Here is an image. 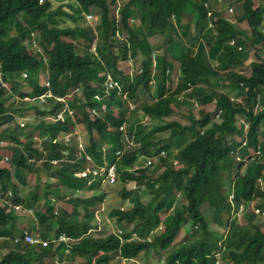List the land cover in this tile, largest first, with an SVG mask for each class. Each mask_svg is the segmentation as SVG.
Instances as JSON below:
<instances>
[{"label":"trees","instance_id":"obj_1","mask_svg":"<svg viewBox=\"0 0 264 264\" xmlns=\"http://www.w3.org/2000/svg\"><path fill=\"white\" fill-rule=\"evenodd\" d=\"M234 2L242 7L235 21L216 9V0H121L118 6L116 0H0V248L6 250L0 264H45L44 257L53 252L61 257L65 249L57 241L40 248L16 241L10 230L16 215L5 211L9 203L33 208L45 237L51 231L48 218L56 222L54 235L81 237L93 216L88 202L95 204L102 197L68 198L70 213L84 203V219L78 222L69 219L66 211L60 217L50 195L64 198L65 189H95L98 180H90L89 185L86 181L101 178L108 164L115 165L117 179H133L138 184L123 190L125 198L135 194L141 183L145 189L139 192L146 190L150 196L141 202L135 194L130 208L109 212L120 226L136 220L131 230L140 240L120 245L113 233L98 239L82 237L71 246L72 255L85 257L87 264H106L108 252L118 246L128 257L159 247L168 250L163 264H215L217 252L221 264H264V215L246 214L244 225L231 219L233 204L236 210L240 200L248 203L264 194L257 185L264 181V104L260 103L264 102V59L255 47L264 46V0ZM229 6L224 10L229 11ZM90 8L98 14L94 32L80 26L82 10L90 12ZM58 18L70 19L73 25L62 26ZM209 22L214 30L206 29ZM96 32L100 41L91 49ZM157 35L166 44L162 52L150 41ZM177 47L180 59L174 85L169 88ZM251 52L254 60L245 75ZM130 56L137 58L132 70H139L133 75L117 63ZM41 72L46 73L42 84ZM108 77L118 85L109 86ZM212 78L219 79L227 91L209 89ZM151 85L155 90L152 101L137 104L140 89L149 93ZM24 86L31 90L24 92ZM40 96L43 99L36 103L44 101L41 106L33 102ZM130 101L136 102L131 112L139 108L147 118L142 122L135 116V124L127 125L139 145L124 149L119 127L127 121L126 103ZM254 106L259 109L254 111ZM28 109L33 120L25 116V122L5 125ZM176 112L185 118L184 123L164 120ZM242 118L248 125L245 131ZM152 120L158 122L144 132L143 123ZM74 127L87 134L81 148L74 137H58ZM158 131L167 133L150 140ZM35 139L42 145L36 146ZM155 148L164 150L156 163L137 161ZM98 166L103 167L98 176L87 172ZM42 170L46 178L40 181ZM32 172L36 182L25 195L17 194V183L26 185V174ZM178 194L186 202L175 207ZM38 201L43 202V211ZM203 203L210 207L211 218L223 227L222 232L209 227L200 212ZM255 206L264 210V200ZM188 222L186 241L171 248ZM158 226L161 232L146 241L145 236ZM29 229L35 231V225Z\"/></svg>","mask_w":264,"mask_h":264},{"label":"rangeland","instance_id":"obj_2","mask_svg":"<svg viewBox=\"0 0 264 264\" xmlns=\"http://www.w3.org/2000/svg\"><path fill=\"white\" fill-rule=\"evenodd\" d=\"M257 1L258 2H262L263 0H257ZM120 2H121V0H116V5L118 6L120 4ZM227 2H228V0H225V5L227 4ZM229 5H231V7H233V16H230V19L234 21L236 19V17L241 15L242 7L239 4H232L231 2L229 3ZM89 11L90 12H85V10H82L83 18L80 20V26H83L86 29H92L94 24H96L98 22L97 10L95 8H90ZM111 12H112V10H111ZM87 13H91L92 16L91 17L87 16L86 15ZM58 19H60V18H58ZM59 21H60L59 24L62 25V26H72L73 25V22L70 19H64L63 18V19H60ZM243 27H245V25H243ZM206 29L207 30H214V29L210 28V26H207ZM92 31H93V29H92ZM95 31H96V29H95ZM94 34H96V35H95L94 39L92 40V43H91L92 48L91 49H94L93 46H94V43L96 41L98 43L100 41V36L97 35L98 33L96 32ZM150 41L152 42L153 48L154 49H158V51H161V50H163L166 47V44L164 42V38L162 39V37H160V35L154 36L153 38L150 39ZM24 43L27 45V39L24 41ZM32 46H34V44H32ZM261 47H262L261 43L257 44V46H256V48H260V50L258 51V54H260V56L264 59V46L262 48ZM38 49H39V52L42 53L41 52L42 50L40 48H37V50ZM177 49H180V48L177 47L173 51V55L175 56V59L173 60L175 67L171 71L172 78L167 83V87H169V88H170V86L172 87L174 85V79L175 78H173V77L176 76V68H177L178 61L180 59L179 51ZM166 56H167V58H172L170 56V54H166ZM135 58H129L128 60L126 59V62H125V60H121L120 59L119 61H117V63H119V66L121 67V69H124V71H126L127 73L133 74L134 71L132 70L133 68L131 66V63L135 62ZM252 60H254L253 52L250 53V57L248 58V60L245 63V66H244L245 68H247L246 69L247 70L246 74L249 73V62L252 61ZM45 77H46V73L45 72H41L39 74V82L41 84L45 82ZM21 89L24 92H26V93L31 90L30 86H24ZM209 89H213V90L214 89L215 90L220 89V90H226L227 91L228 88H225L224 85L221 84L219 79H213L212 78L211 85H210ZM154 92H155L154 85L153 86L151 85V91H149V93H146V91L144 89H140V93H139L140 96H139V100H138L137 104L138 103L152 101V96L151 95ZM41 97L42 96H40L39 98L34 99L33 102L34 103H36V102L39 103L38 100H42L43 99ZM239 98L240 97H236V100H239ZM11 99L12 98H10V100ZM24 99H28V98H24ZM132 102L130 101L129 103H126V106L128 108L127 109V111H128L127 112V115H128L127 116V121H125L126 128H127L128 124H131V123L135 124V121L134 122L132 121L135 116H139L141 118L140 114H142V111L139 108H138V110L136 111L135 114H133L131 112L132 107H134L135 103H136L135 101H132ZM37 103H36V105L41 106L42 104H44V101L41 104H37ZM260 103L262 105L264 104V102H260ZM261 104H259V107L261 106ZM16 105L17 104L15 103L14 106H16ZM187 107L189 108V106H187ZM259 107L258 106H254V111L258 110ZM183 109H187V108L185 107ZM31 113H32L31 109H28L27 112L25 114H23V115H21L20 113H16L15 116H14V119L12 121H10L9 123L5 124V125H8V127H12L14 125V123L25 122L26 121L25 116L28 119L33 120V117L31 116L32 115ZM169 119H176V120H178L181 123H184L186 121L185 118L183 116H181V114L178 113V112L173 113L172 115L166 117V119H164V120L166 121V120H169ZM240 121L242 123H244L243 129L245 131L248 128V125L245 122L246 120L242 118V120H240ZM157 122H158V120H156V121L152 120V121H149L147 124L143 123V124H145L144 132H147L149 130V127H150L151 124L154 125ZM72 130L73 131H71L69 134L60 133L58 135V137L59 138H64V139H65L66 136H69L70 138L74 137V139L76 138L75 140L77 141L76 142L77 146L80 145L82 147V146L86 145V143H87V134L85 133V130L82 129L81 127H74ZM244 131H242V132H244ZM166 133H167V131L162 132V133H161V131L155 132V133L152 134L150 140H154V138L156 136H164ZM128 136H129V138H128L129 146L131 148H134V149L138 148V145L136 144V142H134L132 140L131 135H128ZM36 138H38V137H36ZM34 144L36 146L42 145L41 142H39V140H37V139L34 140ZM125 148H126V146L124 147V149ZM36 163L40 164L38 159L36 160ZM102 170H103V167L102 166H98V169H94V168L92 170L88 169L87 172L90 171V173H89L90 175H93L92 173H95V172L97 174H94V175H99V171H102ZM26 175H27L26 185L24 183H19V182L17 183L16 180H15V182L17 183L16 191H17V194H19V195H25L31 189V186L34 184V182H36V176H37L36 174L34 175V173L32 172V173H29V174H26ZM39 175L41 177L40 181H42V180H44L46 178V172H44L43 170L40 171ZM92 178L99 181L98 182V186H96L97 188L96 187H95V189L91 188V189H88L87 191H85L84 189L73 190V191L65 189V190H62V193L64 195H66L64 198H56L55 197V200L53 201V204H54V206L57 207L58 213L60 211L64 210V209H67L66 210L67 213L71 212L72 208H71V206L69 204L71 202L68 201V198H72V200H74L73 197H78L79 199H82V198H87V197H89V196H91L93 194H96V195H98L99 197H102V198L100 200H98L95 204H92V203L88 202L89 203L88 204L89 210L91 212H94L96 207H98L97 209L99 211H101L100 218L102 219L105 216V218H107L110 222L108 223L107 229H106L104 227V225H103V221H100L101 224L99 225V227L96 230L92 231L93 235L94 236L99 235V236L102 237L104 235L111 234L112 233V229H114V231H115V227L122 228V229H124L125 232L130 231V229L133 228L135 226V224L137 223L136 220H134L132 222H123V224L120 226L119 225L120 223L116 220V217H110L109 216V212H111L114 209L126 210V209L130 208L131 205H132V201L130 199L133 198V197H137V196H135V194L139 195L138 197L140 198L141 202L148 201V199L150 197L148 195V192L146 190L142 191V192H139V191L145 189L144 184H142V183L139 184V188L135 189L136 190L135 194H132L129 197V199L127 200V198H125L123 196V194H124L123 190H125V192H126V189L136 188V185H138V184H136V182L133 179H130L128 181H121L120 179H117L116 181L115 180L110 181L108 178L105 177V175H103L101 178H98V179L96 177H92ZM88 184H90V180L88 181ZM225 184L228 187V185H229V179L228 178L226 179ZM257 185H258L260 191L264 193V181H258ZM229 196L231 197L232 195L229 194ZM258 200L259 201L264 200V194L262 195L261 198L257 197V198L251 200L248 203L244 202L242 205L238 206V208L236 210H235V207H234V204H233L232 211H231V219H235L237 222L241 223L242 225L246 224L247 220L245 221V215L252 213V211L254 210L252 204L254 202L258 201ZM240 201L242 202V200H240ZM67 202H69V203H67ZM185 202L186 201H185L184 197H182L181 195H178V196H176V199L174 201V206L175 207H180ZM83 204H79L76 207L75 212H72V213H79L78 217H82V216L84 217V212H83V210L81 211V208H82ZM37 205H38V209H40V211L44 210L43 202L39 201ZM240 209H242V210H240ZM200 212L203 214L205 219H207V221L209 223V227H211L214 231L222 232L223 227L221 225L215 224V222L212 220V218H211V209L207 205V203H203V204L200 205ZM15 215H17L18 217L16 218L17 219L16 220V225L13 226V228H10L12 233H15V232L17 233V232L20 231L19 224L21 222H25L28 225L29 224H36L35 220L32 218V215H30L27 212H22V213L21 212H17ZM20 216H22V218ZM72 217H75V215H73ZM257 218H259V221H262V218H260V217H257ZM47 222H48V224L50 223V225H51V229L50 230H52V234H50V236H52L53 235V229H54V227L56 225V222L53 219H51V218H48ZM88 222L92 223V218H89ZM259 224L261 226L263 225L262 223H259ZM112 225L114 226L113 228H112ZM261 228H263V227H261ZM43 230L44 229L41 227V231H43ZM46 230H47V228H46ZM50 230H48V231H50ZM160 230H161V227L158 226L157 228L153 229V232H158ZM40 234L43 237L45 236V234H43V233H40ZM117 234L120 235L119 233H117ZM187 234H190V223L189 222L187 224H185V225L184 224L182 225L181 229L177 233V237L173 241V245L171 246V248L178 247V245H180L182 243L183 239H184V241H186ZM50 236H48V237H50ZM133 236H134V233H130V235L127 237V239H132ZM145 238H146V236H145ZM148 239H152V236L150 234L148 235ZM166 252H168V250L163 252V254H161L162 257H156V254H155L154 250L150 249L149 251H146V252L141 251L139 253V255L136 257L137 260H136L135 264H160V263L163 264L164 257H166V255H167ZM73 260H75V259H73ZM75 261H77L78 264H84L82 258H77V260H75ZM216 262H217V264H221L220 260H218V259H217ZM49 263L50 262H47L46 264H49Z\"/></svg>","mask_w":264,"mask_h":264},{"label":"clouds","instance_id":"obj_3","mask_svg":"<svg viewBox=\"0 0 264 264\" xmlns=\"http://www.w3.org/2000/svg\"><path fill=\"white\" fill-rule=\"evenodd\" d=\"M235 0H228V2H227V4L225 5V0H216V9L217 10H219V11H223V12H227L228 14H226V15H224V16H228V18L230 19V16H233V7H231L230 9H229V11H225L224 9L229 5V3L231 2L232 4H239V5H241L240 3H235L234 2ZM219 2V3H218ZM222 12V13H223ZM85 15V14H84ZM87 16H89V17H91L92 16V14L91 13H87L86 14ZM231 20V19H230ZM236 20V19H235ZM234 20V21H235ZM231 21H233V20H231ZM207 26H210V28H212L213 29V27H212V24L209 22L208 24H207ZM263 30H264V27H263ZM257 46V45H256ZM255 46V47H256ZM131 66H132V63H131ZM247 69V68H246ZM247 71V70H246ZM139 72V70H137V71H134V73L133 74H136V73H138ZM249 72H250V67H249ZM132 74V75H133ZM249 74V73H248ZM248 74H245V75H248ZM1 80H2V77H1V75H0V82H1ZM3 81V80H2ZM140 116H141V121L142 122H146L145 120L146 119H144V117L146 116V118H147V115L146 114H144V115H142V114H140ZM122 125H124V130H122V129H120L121 131H122V135H121V138H122V141L124 142V147L126 146V147H129V148H131L130 146H129V142H128V138H129V136L128 135H131V134H129L128 133V131H127V128H126V124H122ZM131 138H132V140L134 139V137L131 135ZM76 139V138H75ZM134 141V140H133ZM134 142H136V144L137 145H139L138 144V142L137 141H134ZM79 146V148H81V146L80 145H78ZM160 151H163V153L162 154H159V152ZM152 154H150V155H148V154H146V155H140L137 159V161H139V162H145L146 164H150V162H152V163H156L157 162V160H158V157L160 156V155H163L164 154V150L163 149H159V148H155V149H153L152 150V152H151ZM140 158V159H139ZM154 159V161H150V162H148V160L149 159ZM151 163V164H152ZM111 165H113L114 166V168H115V165L114 164H108L106 167H107V169L111 166ZM137 166V164H135L134 165V167H136ZM107 169H106V171H107ZM105 177H106V172H105ZM89 180H93V178L92 179H89ZM115 181L117 180V172H116V168H115V179H114ZM114 181V182H115ZM133 189V188H132ZM227 189H229V188H227ZM229 194H231L232 196L230 197L229 196ZM178 195H180V194H178ZM177 195V196H178ZM50 198H51V202H53L54 200H55V197L53 196V195H51L50 196ZM228 198L231 200V201H233V194H232V191H228ZM128 200V199H127ZM39 202V201H38ZM37 202V203H38ZM67 203H69V202H67ZM244 202H242V203H240V204H243ZM255 203L256 202H254V205H255ZM70 204V206H71V208H72V204L71 203H69ZM9 205V208H7L5 211H12V213L13 214H16L17 212H27V213H29L30 215H32V218L35 220V222H36V224H29L27 227H22V228H20V231L19 232H15V233H13V235H14V239L16 240V241H18V240H21V241H23L24 243H27L28 245H30V246H32V247H34V248H40V247H45V246H48V244L51 242V241H53V242H55V241H57V242H60V243H63L64 245H65V249H64V253H63V256H61V257H58V254L56 253V252H53L54 254L53 255H50V256H48V257H44L43 259V261H44V263L46 264L47 262H50L49 264H78V262L77 261H75V260H77V258H82L83 259V262H84V264H87L88 262H87V260H86V258L85 257H82V256H78V255H72V252H71V246L74 244V243H76V242H78L82 237H90V238H94V239H98V238H103V237H106V236H109L110 234H108V235H104V236H99V235H97V236H94L93 235V230H96L98 227H99V225L101 224V222L100 221H103V225H104V227L107 229V225H108V223L110 222L107 218H105V216H104V218H100V214H101V211H99L97 208L98 207H96V209H95V211L94 212H92V223H88V229H87V231L85 232V233H83V235L81 236V237H78V238H73V237H71V236H67V235H65L64 233H59L58 235H52V236H50V234H52V230L50 231V232H48L49 233V236L50 237H43L40 233H44V230L43 231H41V227L42 226H40L39 224H38V222H37V218H36V212H34V210H33V208H31V207H28V208H23V206L21 205V204H19V203H16V204H12V203H9L8 204ZM240 206V205H239ZM55 208H57L56 206H55ZM67 209H64V210H62V211H60L59 212V215H60V217L62 216V213H63V211H66ZM81 211H82V208H81ZM31 212H32V214H31ZM253 212V211H252ZM58 213V212H57ZM70 212H68V214H69ZM256 214V213H255ZM73 215H75V217H72ZM78 215H79V213H70L69 214V219H76L78 222H80V221H82L83 219H84V217L82 216V217H78ZM257 215V214H256ZM257 216H261V215H257ZM16 217H17V215L15 216V220H14V226L16 225ZM106 220V221H105ZM20 225H22L21 223L19 224V227H20ZM33 225H35V231H31L28 227H32ZM56 226V225H55ZM40 227V228H39ZM114 226L112 225V228H113ZM43 228V227H42ZM111 228V229H112ZM157 228V227H156ZM44 229V228H43ZM132 229V228H131ZM130 229V230H131ZM155 229V228H154ZM22 231V232H21ZM223 231V230H222ZM21 232V233H20ZM161 232V230L160 231H158V232H153V230H151L147 235H146V238H145V240L146 241H151L152 239H148V235L150 234L152 237L155 235V234H159ZM112 233L114 234V235H117V237H119V243H120V245H122L123 243H125V242H129V241H136V239H138V240H140L139 239V237H138V235H137V233L135 232V231H133V230H131V231H127V232H125L122 228H119V227H115V231H114V229H112ZM111 233V234H112ZM117 233H119L120 235H118ZM124 233H129V235H130V233H134V236H133V238L132 239H127V237L129 236H127L126 238H123L122 237V235L124 234ZM25 235H29V236H31L33 239H36L37 241L36 242H29V241H27L26 239H25ZM177 237V236H176ZM2 237H0V239H1ZM144 240V239H143ZM174 241V240H173ZM173 241H172V243H171V245H170V247L173 245ZM184 241V239L182 240V242ZM0 242H1V240H0ZM179 246H181V244L180 245H178V247ZM150 250V249H149ZM148 250V251H149ZM151 250H154L155 251V254H156V252H160V255L161 254H163V252H165V251H167V250H165V249H162V248H159V247H156V248H151ZM5 249H2V248H0V257L5 253ZM141 251H139L134 257H128V256H125L123 253H122V251H121V248H120V246H118L115 250H113V251H109L108 252V254H109V260H108V262L106 263V264H135V262H136V257L139 255V253H140ZM143 252H146V251H143ZM218 255V253H216V260H215V264H217V259L218 260H220V262L221 263H223V261H222V259L220 258V256H217ZM158 255L156 254V257H157ZM87 258H90L89 256H86ZM73 259H75V260H73ZM93 260V258H91V261ZM33 264H36V263H33ZM161 264V263H160Z\"/></svg>","mask_w":264,"mask_h":264},{"label":"built area","instance_id":"obj_4","mask_svg":"<svg viewBox=\"0 0 264 264\" xmlns=\"http://www.w3.org/2000/svg\"><path fill=\"white\" fill-rule=\"evenodd\" d=\"M24 75V74H23ZM108 85L109 86H113V85H118L117 84V81L116 80H113L112 78H110V77H108ZM42 98V97H41ZM217 116V115H216ZM144 119H146V116L144 117ZM241 120V119H240ZM120 129H122V130H124V125H121L120 127H119ZM163 153V151H160L159 152V154H162ZM150 161H154V159L152 158H150L149 160H148V162H150ZM106 178H108L110 181H113L114 179H115V168H114V166L113 165H111L108 169H107V171H106ZM240 205H242V204H240ZM252 206H253V211H254V213H256L257 215H264V210H262L261 208H258V207H256L255 205H254V203L252 204ZM240 210H242V209H240ZM25 239L27 240V241H29V242H36L37 240L36 239H33L31 236H29V235H25Z\"/></svg>","mask_w":264,"mask_h":264},{"label":"bare ground","instance_id":"obj_5","mask_svg":"<svg viewBox=\"0 0 264 264\" xmlns=\"http://www.w3.org/2000/svg\"><path fill=\"white\" fill-rule=\"evenodd\" d=\"M231 8V6L228 8V9H230ZM133 22V21H132ZM135 22V21H134ZM137 24V23H136ZM263 26V25H262ZM263 29V28H262ZM263 31V30H262ZM119 34H120V31H119ZM113 35V34H112ZM113 37H114V35H113ZM121 38V37H120ZM119 40V39H118ZM126 41V40H125ZM101 56V55H100ZM102 58L104 57V55L103 56H101ZM128 57H129V55H128ZM100 58V57H99ZM130 58H131V56H130ZM141 58V57H140ZM101 60V59H100ZM140 60V59H139ZM117 170H119L118 168H117ZM90 172V171H89ZM94 174V173H93ZM97 174V173H96ZM98 176V175H97ZM98 179V178H97ZM262 180V179H261ZM86 182H88V181H86ZM91 182V181H90ZM94 182V181H93ZM89 185V184H88ZM9 247V246H8Z\"/></svg>","mask_w":264,"mask_h":264},{"label":"crops","instance_id":"obj_6","mask_svg":"<svg viewBox=\"0 0 264 264\" xmlns=\"http://www.w3.org/2000/svg\"><path fill=\"white\" fill-rule=\"evenodd\" d=\"M31 214H32V212H31ZM17 217H18V216H17ZM17 217H16V218H17ZM20 217L22 218V216H20ZM16 220H17V219H16ZM21 224H22V225H20V228H22L23 226H24V227H27V226H28V224H26L25 222H21ZM28 228H29V227H28Z\"/></svg>","mask_w":264,"mask_h":264}]
</instances>
